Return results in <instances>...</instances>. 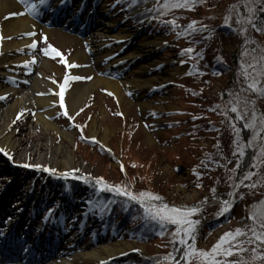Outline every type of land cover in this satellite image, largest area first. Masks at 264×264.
<instances>
[{
  "label": "rangeland",
  "instance_id": "1",
  "mask_svg": "<svg viewBox=\"0 0 264 264\" xmlns=\"http://www.w3.org/2000/svg\"><path fill=\"white\" fill-rule=\"evenodd\" d=\"M87 1L91 2L87 5L94 8V0ZM101 1L108 11V17L100 18L101 22L104 20L103 23H112L116 28L123 27L133 31L141 29L138 17L134 15V11L138 10L129 11V7L134 4L132 1ZM200 2L202 1H197ZM252 3L253 0H206L198 5V8H176L175 13L181 20L185 16L181 15L180 11L198 19L195 28L208 19H213L216 25L217 41L212 42L204 37V33L207 34L208 31L196 35L203 40L200 48L204 49L205 54L200 57L198 63L203 70L198 71V77L185 75L191 64H182L177 50L164 44L163 39L168 33L166 30H142L143 36L159 42V48H156L155 54H151L150 59L136 57V61L121 74L117 69L109 70L113 64L112 59L118 56L107 59L106 53L111 50L117 54L123 47L128 48L124 53L134 52L139 39L143 37L142 34L135 40L128 39L123 43L111 41L107 47L92 50V44L82 40L88 35H80L77 29L71 26L50 24L47 31L37 29L34 35H31V38L39 37L35 41L36 47L29 45L31 57L37 59L31 78L42 79L46 83L55 82L57 89L49 92L58 101L39 111L55 110L53 114L48 115L47 124L39 121L35 110L32 109L23 108L18 111V116L12 119L9 113L4 114L1 107L12 104L17 100V95L12 96L11 92L7 91L14 88L21 97L29 94L25 101L26 106L33 101L34 90L32 83L22 86L21 82L14 84L0 77V91H6L0 95V135L11 119L7 130L8 133L15 134L11 139V143H14L13 152L5 148L11 158L0 153V187L6 179H13L20 171H15L14 167L7 172L10 162L21 166L39 164L56 170L55 173H50L43 168L24 167L20 172L22 175L19 174L11 184L12 187L16 186L22 176L26 177L27 180L23 178L20 182L23 184L18 187L19 191H25V194L19 197L21 199H27V190L32 187L31 182L34 181L36 187L39 186L43 190L48 188L55 191L62 186V181L57 176H61L65 170L76 169L78 171L75 175L85 177L81 180L102 177L109 185H124L133 192L147 191L157 194L162 198L152 201L157 205L162 203L181 208H199V211L191 216V219L199 221L194 233L197 249L209 250L224 233H235L237 228L244 229L245 233L236 237L243 243L233 246L242 247L245 251H234L227 257L217 259L222 262L235 261L237 264H264V243H248L249 240H255L251 234L255 221L250 216L264 207L261 204V201H264V156L260 155L261 149L264 148V128H261L260 124L264 119V95L249 86L256 81L258 88L264 87V72L260 71L264 68V30H257L264 27L260 17L264 12L261 10L264 5L260 0H255V19L249 22L248 9ZM194 6L195 4H192V7ZM95 8H98V5ZM226 16L230 17L228 22L225 20ZM223 24H226L227 30L220 29ZM253 24L256 27H253ZM2 26L3 22L0 20L1 32ZM164 27L168 28L166 25ZM66 34H71L79 40H70ZM121 44L124 46L120 47ZM49 45L62 53L61 57H47L46 60L53 65V70H45L42 64V60L46 58L42 50ZM196 51L200 49L196 47ZM76 52H85L88 61L71 62ZM5 54L3 49H0V62ZM64 60L79 67L68 68ZM140 66H149L145 76L151 80L152 86L145 85L136 89L123 87V101H120L113 91L99 84L77 106L78 109L74 112L69 110L67 93L72 90L74 84L89 83L96 75L110 80H125L132 68ZM88 67L92 69L90 74L80 72ZM213 67H216L217 72ZM43 68L47 73L45 76L42 74ZM121 68L124 69L122 66ZM245 72L248 73L247 76ZM71 75L85 79L69 80L64 88L61 103L58 86L60 82L64 83L66 76ZM134 100L148 105L141 108ZM52 107L53 109H50ZM233 107H236L237 111H232ZM64 112L68 115L65 116ZM253 112L256 113L254 127L245 128L246 123H252ZM238 115L242 119H238ZM79 117L80 121L77 123ZM171 120L174 122L171 124L177 122L176 127L166 126ZM81 124L82 133L78 128ZM24 138L30 143L25 145V142H20ZM85 138L93 140V143ZM250 138L252 146H248ZM237 143L243 148V154L236 152ZM65 159L68 160V166L64 163ZM254 161L258 167L252 166ZM249 172L253 175L249 179H243ZM242 179L243 183H240ZM74 191H78L76 196L79 204L85 207L83 212H87L84 218L89 219L88 226L94 221L98 222V208L102 203V196L93 195L86 199L89 190L84 184L78 188L75 186ZM68 200L69 198L59 196L57 202L67 203ZM224 201L228 202L227 211L223 210ZM29 203H33V200ZM220 213L222 217L213 221L214 218H219ZM105 228L106 225H102L100 234L105 240L95 244L93 237L88 236L77 248L83 247V250L102 253L101 246L124 243L126 249H138L134 256L141 260V264H171V261L161 257L173 252L178 259L183 251L182 245L173 242L172 233L176 230L174 224L161 223L158 231L150 232L154 233L153 237L131 234L122 239L115 237V231L107 232ZM257 231H260L258 226ZM161 232L164 234L160 235ZM188 242L192 243L191 239ZM252 249H255V252ZM71 256L56 259L57 264H65L64 260ZM73 262L95 264L97 260L82 258ZM187 264L206 262L203 258L191 257Z\"/></svg>",
  "mask_w": 264,
  "mask_h": 264
},
{
  "label": "bare ground",
  "instance_id": "2",
  "mask_svg": "<svg viewBox=\"0 0 264 264\" xmlns=\"http://www.w3.org/2000/svg\"><path fill=\"white\" fill-rule=\"evenodd\" d=\"M69 1L70 0H56V4L49 7L50 11L48 10V13H45L47 15L50 14V16L52 15V17H54L58 12L57 9H69L70 7H72V10L74 11L73 15L75 16L67 20V22L73 21V24L76 21L85 23L86 27H90L89 30H87L86 32H93L92 29H96V32L92 33L94 34L93 37H91L92 35H88L86 38L82 39L92 44V50H98L103 47H107L108 43L111 41H117L118 43H122L124 40L129 39L138 34V30L133 31L131 29L123 27L116 28L114 24L109 22L102 24L101 21H99V18L102 16L108 17V11L106 8H104L105 6H102L101 9H98L96 14L95 8H90V10L84 11V8H86V0H77L76 3H70ZM36 3L34 0H28V4H35L36 6L35 12L29 11L34 17H29L27 15L29 12H27L25 15L21 13L22 11L28 10L27 5L25 3H21V0H0V20L3 22L2 34L4 35V38L2 39L3 52L6 53L5 56H3V60L0 62V74L4 76L9 75L13 79V83L21 82V85L23 84L22 86H25V83H30V81L32 80V89L34 90L35 94L33 101L26 104L25 106V101L29 97V94H26L25 92L26 96L24 95L25 97H21L17 90H15L14 88H10V90H8L7 92H11L10 95L12 96L17 95V100H14L12 104H8L7 106L1 107V109H3L4 114L9 113L12 119L16 117V115L18 116V111H21L23 108L32 109L36 111L37 119L43 122L44 124H47L49 122L47 118L48 115L53 114L55 110H47L43 112L39 111L44 107L52 105L55 101L58 100H56L51 94L43 93H48L52 89L56 90L57 86L55 82L46 83L42 79L31 78V71L35 67V62L37 61V59L33 56L31 57L26 55L27 52L29 53L30 51L29 45H31L33 41L38 40L39 37L35 36L34 38H29L28 36H26L25 38H23V34L26 33V35H28V33H34L39 28H42L45 31L48 30V26L45 25V22L42 24L37 21L39 15L43 16L44 12L42 13V7H40L41 3ZM96 16L99 17L95 19ZM135 16L137 17V15ZM66 35L70 40H79V38H76L71 34ZM158 44L159 42H157L156 40L143 36L141 39H139L138 45L134 52L125 53L123 57H120L115 61H123V64L127 65V60L131 61L133 60V58L136 57H146L150 59L152 57L151 54H155L154 51H156ZM120 47H123V45H120ZM112 54L114 53H112V51L110 50L106 53V56L110 57V55ZM46 59L47 58L42 60V64L44 65L45 70H51L53 65H50L49 60ZM87 59L88 56L85 54V52H76L71 58V62H78V60L87 62ZM8 68H10V70ZM44 68L42 72L43 76L47 75ZM148 68L149 66H140L138 68H132L129 73V76L125 80H110L108 78L96 75L89 83L74 84L72 90L67 93V104L69 110L74 112L76 109H78L77 106L87 97V95L94 89V87L99 84H102L103 87L113 91L120 101H123V96L121 93V88L123 87H128L129 89H136L141 88L145 85H148L149 87L152 86L151 80H149L145 76V72H147ZM179 69L180 68H178V70ZM80 72L88 75L92 72V69L88 67L87 69L82 70ZM40 76L42 77V75ZM3 92L5 93L6 91H0V95H2ZM134 101L135 104L140 106L141 108H145L148 105L147 103H143L139 100ZM22 102L24 104H22ZM11 121L10 123H7L5 125V128L1 131L0 135L2 141V143H0V147H3L4 149L8 148L9 152L11 150L13 152L14 150V143H11V139L15 137V134L8 133L7 130L10 127ZM21 141L25 142V145L30 143L28 142V139L25 138L21 139L20 142ZM64 163L66 166L69 165L67 159L64 160ZM8 170L9 169H7V171ZM13 212H16V207H14ZM125 246L126 245L124 243L104 245L100 247L102 248V253L97 252L96 250L77 251L71 257H68L66 260H64V263L75 264L73 260H79L82 258L96 259L97 262L101 260H107L108 258L115 257L119 254L127 252L128 250H131L126 249ZM68 254L69 252H66L61 255L67 256ZM56 258L57 257L54 256L50 257L47 260H42L40 262L41 264H45L47 262H49L48 264H57L58 262ZM7 264H25V262H15V260L12 259V262Z\"/></svg>",
  "mask_w": 264,
  "mask_h": 264
},
{
  "label": "snow or ice",
  "instance_id": "3",
  "mask_svg": "<svg viewBox=\"0 0 264 264\" xmlns=\"http://www.w3.org/2000/svg\"><path fill=\"white\" fill-rule=\"evenodd\" d=\"M41 4L47 3V0H39ZM137 0H132V3H136ZM21 3H25L27 5L28 11L35 12L36 6L35 4H28V0H21ZM260 3L264 5V0H260ZM179 7H186L191 8L192 7V0H164V3L161 5L159 3V0H157L156 8L154 11H158L160 15H165L167 10L170 8H179ZM264 11V8L261 9ZM249 16L247 17V20L251 22L255 19V0H253L252 6L248 9ZM156 19H159V16L155 17ZM230 17L226 16L225 20L228 22ZM239 22V21H238ZM161 23L170 24L173 28L179 27L175 20H168V21H161ZM197 21H191L189 25L185 26L184 30L182 32L177 33L178 36L184 35L187 36L189 34V30L196 31L194 26L197 24ZM253 27H256L255 24H253ZM204 26L201 25V29H203ZM260 30V29H257ZM243 31V29L241 30ZM28 35H34V33H28ZM46 38V37H45ZM247 43V41H245ZM32 48L36 47V42L33 41ZM22 50V49H21ZM47 55H55V56H62V53L55 47L49 45L47 48H44L42 50ZM192 49H183L182 52H191ZM34 59V58H33ZM64 63L67 64L68 68H74L79 67V65H76L75 63H68L67 60H64ZM261 72H264V68L260 70ZM245 75L247 76L248 73L245 72ZM90 79V77H87ZM79 79H85V77H80L76 75L66 76L64 83L60 85V96H61V103H63V91L65 86L67 85L69 80H79ZM252 89L257 90L260 92L261 95H264V87H257V82L253 81L249 85ZM2 98V97H0ZM232 111H237L236 107H233ZM64 115L67 116L68 113L64 112ZM227 115V113H225ZM238 119H242L239 115L237 116ZM255 118L256 113L253 112L252 114V123H246L244 125L245 128H252L255 124ZM261 128H264V119L260 122ZM234 143H236L234 141ZM248 146H252V140L251 138L248 141ZM236 152H240L243 154V148L240 147V145L236 144ZM0 153H3L6 156L10 157V154L3 148L0 147ZM207 155V154H206ZM261 156H264V148L261 149L260 152ZM259 159V157H257ZM23 167L27 168H36L41 169L50 172L55 173L56 170L52 168H48L39 164L33 165V164H24ZM254 168L258 167V164L254 161L253 165ZM78 170L72 169V170H65V172L62 174L65 178L72 177L75 179H85V177H79L76 176L75 173ZM253 175L252 172H249L246 174V176L243 179H249ZM243 179L240 181V183H243ZM95 183L97 186H99L102 190L105 188L110 189L113 192H116L117 194L127 197L130 200L137 201L140 203L144 211L151 216L154 220H159L162 224H174L176 225V230L172 233V236L174 237V243H179L183 246V251L181 253V256L179 259H176L173 252H169L167 255L161 257V259L166 261H171V264H187V261L191 257H196L197 259L203 258L206 264H237V262H227V261H221L217 259V257H227L231 255L234 251L235 252H243L245 251L242 247H234V244H242L243 241H238L236 239L237 236H240L245 233L244 229L237 228L235 230V233L229 231L224 233L220 239L212 246L209 250H203V249H197L195 246V228L196 225L199 223V221L191 219L192 214L199 211V208L197 207H177V206H169L167 204H155L152 201L153 200H161L162 198L159 197L157 194L147 192V191H140V192H133L130 190L127 186L124 185H109L106 182L103 181L102 177L95 178ZM254 187L255 185H250ZM214 191V189H213ZM224 211H227L228 208V202L224 201ZM261 204L264 205V201H261ZM251 219L255 221L252 229L251 234L253 237H255V240H249L248 243H255L257 241L264 243V207H261L258 211L253 212L250 216ZM257 226L259 227L260 231H257ZM164 233L161 232L160 235H163ZM191 239L192 243H189L188 240ZM253 252H255V249H252Z\"/></svg>",
  "mask_w": 264,
  "mask_h": 264
},
{
  "label": "trees",
  "instance_id": "4",
  "mask_svg": "<svg viewBox=\"0 0 264 264\" xmlns=\"http://www.w3.org/2000/svg\"><path fill=\"white\" fill-rule=\"evenodd\" d=\"M197 1H199V0H192V4H195L196 7L194 6L191 8H198V5L202 4L206 0H201L202 2H200V3H197ZM213 1H215V0H213ZM210 3H212V2L210 1ZM192 14H196V13H192ZM260 17L262 18V21L264 22V12L261 13ZM212 20L213 19H210V21H209V19H208L207 21L203 22L205 24L204 30L206 29L208 31L207 34L204 33V37L209 38L210 41L212 40V42H214V41H217V32H216V25H214V22ZM211 25H213L212 28H211ZM198 27L199 28H198L197 32L198 33L202 32L201 25ZM258 29H260L258 31L261 32V30H264V27L263 28L259 27ZM193 34L196 36L195 32H193ZM249 154H250V152H248V156H249Z\"/></svg>",
  "mask_w": 264,
  "mask_h": 264
}]
</instances>
